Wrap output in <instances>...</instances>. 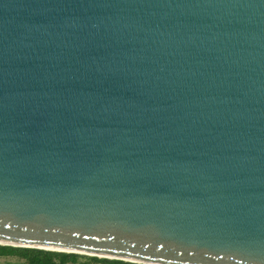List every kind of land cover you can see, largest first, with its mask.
<instances>
[{
  "label": "water",
  "instance_id": "1",
  "mask_svg": "<svg viewBox=\"0 0 264 264\" xmlns=\"http://www.w3.org/2000/svg\"><path fill=\"white\" fill-rule=\"evenodd\" d=\"M0 244L264 264V0H0Z\"/></svg>",
  "mask_w": 264,
  "mask_h": 264
},
{
  "label": "trees",
  "instance_id": "2",
  "mask_svg": "<svg viewBox=\"0 0 264 264\" xmlns=\"http://www.w3.org/2000/svg\"><path fill=\"white\" fill-rule=\"evenodd\" d=\"M8 250H17L23 264H142L74 252L2 244H0V257L7 256Z\"/></svg>",
  "mask_w": 264,
  "mask_h": 264
},
{
  "label": "rangeland",
  "instance_id": "3",
  "mask_svg": "<svg viewBox=\"0 0 264 264\" xmlns=\"http://www.w3.org/2000/svg\"><path fill=\"white\" fill-rule=\"evenodd\" d=\"M7 252V256L0 257V264H23L17 250H8Z\"/></svg>",
  "mask_w": 264,
  "mask_h": 264
}]
</instances>
